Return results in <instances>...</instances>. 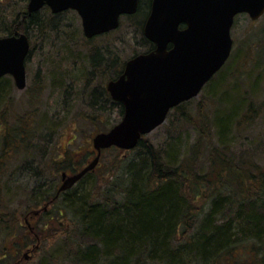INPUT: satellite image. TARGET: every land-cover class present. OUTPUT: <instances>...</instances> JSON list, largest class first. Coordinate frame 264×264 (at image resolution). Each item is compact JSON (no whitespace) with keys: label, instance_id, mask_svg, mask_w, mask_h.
<instances>
[{"label":"trees","instance_id":"16d2710c","mask_svg":"<svg viewBox=\"0 0 264 264\" xmlns=\"http://www.w3.org/2000/svg\"><path fill=\"white\" fill-rule=\"evenodd\" d=\"M27 1L0 0V38L23 33L32 40L34 33L39 35L45 31L44 20H38L40 12L27 15ZM45 10L49 12L48 8ZM148 12L142 11L140 0L135 15L122 17L140 32L144 53L154 49L143 36ZM262 24L255 33V41L249 38L246 47L240 45L233 51L227 64L204 87L208 91V105L198 101L190 111L186 102L168 114H178V121L196 133L180 157L175 141L163 150L155 148L144 137L122 156L119 149L103 150L100 158L105 152H116L104 178L96 175V167L72 188L60 193L55 183L37 181L24 196L29 204L24 215L27 222H20L19 208L13 202L19 198L5 192L3 179L9 162L17 155L30 156L31 151L37 150L41 159L45 158V146L39 148L35 144L36 135L46 120L45 112L34 102L40 99L39 92L27 116L17 119L12 111L15 108H12V79L1 78L0 264H6L8 256L13 257L11 248L18 254L31 242L38 241V232L49 229L53 234L58 231L64 236L58 255L35 264L58 261L61 264H264V164L258 163L250 150L235 151V154L230 149L234 140L229 137L230 133L236 136L248 133L246 128L254 124L262 110L255 105L253 97L264 77V66L259 67L261 58L264 60ZM88 56L91 70L87 73L95 82L102 74L114 80L123 72L124 63L113 52L109 64L98 49H90ZM82 81L74 78V87L75 82ZM98 89L96 83L90 86L91 97L86 103L89 112H78L72 119L65 114L62 127L76 122L97 129L103 119L109 121L111 106L116 110L115 118L95 134L108 131L120 121L122 105L112 101L104 89L99 91L104 101H96ZM209 106L211 110L207 112ZM48 124L41 134L45 145L57 134L53 122ZM93 154L94 151H86L79 168L69 164L67 154L63 157L58 154L50 158L49 171L58 178L61 168L67 173L66 165L75 173ZM34 161L33 157L26 163L27 167L33 177L42 180L47 161L44 160L41 168L34 166ZM101 179L103 184H99ZM43 203L45 210H33ZM32 219L37 220L34 226ZM22 224L27 226L29 234L23 236L25 242L20 244L15 242L13 232L25 229ZM56 226L63 228L59 230Z\"/></svg>","mask_w":264,"mask_h":264},{"label":"rangeland","instance_id":"374dc122","mask_svg":"<svg viewBox=\"0 0 264 264\" xmlns=\"http://www.w3.org/2000/svg\"><path fill=\"white\" fill-rule=\"evenodd\" d=\"M147 2L148 0H141L142 11L147 12L149 10ZM39 12L38 20H44L45 31H40L39 35L34 33V36H32L33 39L29 40L30 50L25 62L26 86L23 90H18L13 80L10 83L12 87L11 95L14 99L12 108L13 106L15 107L13 110L11 108L14 113L13 115H17V119H24L33 108L32 102L36 93L39 94V92H41L40 99L34 102L36 104L38 103L39 107L44 110V118L47 120H45L44 125L41 127L42 129H40L35 138L36 146L39 148L42 145L43 147L45 146V158L41 159V153L37 152V150L31 151L30 156H26V154H23L22 157L17 155L15 159L9 162L10 167L6 169L7 175L3 179L6 185L5 192H9L10 195L14 194L19 198L14 199L13 202L14 206L19 208L21 214L20 222L26 219L24 215L28 212L26 206L29 204L26 202L24 196L35 187L37 181L42 183L45 182V184L49 182L52 184L55 183L57 186L61 184V172L64 170L61 168L59 175H57L58 178H56V175H53L49 171L51 167L50 158H54L58 154L60 157L67 154V157L71 160L69 164L73 163V166H78V168L81 167L79 165L86 151H94L91 139L95 131L99 130L104 125H108V123L110 124L115 118L116 110L111 106L110 109L112 110H109L108 113L110 116L107 117L109 121L106 122L103 119L100 126H97V129L91 128L88 124H77L76 122L62 127L66 118L72 119L78 112L80 114L84 111L86 113L89 112V106L86 103H88V100L90 101L91 97L90 86L92 87L96 83L99 87L97 92L103 89L107 92V83L111 81V78H107V75L104 74L100 75V78L96 82L94 77L91 78V76L88 75V69L91 70L88 51L90 49L102 51L105 63L108 64L110 63V57L113 52L118 57V61L120 63L123 62L124 65L129 59L145 51L140 32L131 25V22L127 18H120V25L117 30L94 37L91 39L92 42L86 43L83 40L86 38L82 32L81 20L76 12L67 10L59 14H52L50 10L48 12L45 8H42ZM49 14L53 16L50 17ZM142 17L143 16H141V18ZM262 23H264V17L254 22L245 14L238 16L231 29V38L233 40L232 53L233 51L236 52L240 45L247 44L249 38L255 41V33L258 28L263 25ZM52 28H54V32H52ZM261 43H263V41ZM244 47H246V45ZM242 63H244V60L240 64ZM263 66L264 60L261 58L259 67L263 68ZM108 69L110 73L113 68L111 66ZM74 78L83 79V81L78 84L75 82L76 87H74ZM87 83H90V86L85 85ZM69 86L72 87V89H70ZM207 92V88H204L197 97L188 102L187 108H191L192 110L190 111H193L198 101H204V103L208 105L209 99H207ZM99 93L100 94L96 93L97 98L95 100L101 103V101H104V96L101 92ZM84 94L85 96H83ZM253 97L255 105L260 106L262 110L259 111V115L255 119L254 124L250 128H246L247 131H249L248 133L238 136L233 133L229 134V137L234 140V149H230L234 151L235 154V151L250 150L255 155L257 162L264 164V77L261 79V86L257 87V91H255ZM210 107L211 106H209L207 112L211 110ZM65 114L66 118H64ZM169 116L161 126L145 135L144 138L149 143L153 144L155 148L163 150L167 148L169 142L175 141L180 157L184 149L195 139L196 133L192 127L178 121V114ZM77 120H79L78 117ZM14 121L17 122L16 120ZM50 122H53V127L57 129V134L51 136V141L49 144L45 145L42 144L43 137L41 134L45 132L44 127L50 125L48 124ZM172 138L174 139L170 140ZM120 151V155L122 156L125 151ZM114 153L116 152H105L102 158H100L97 169L95 170L99 178L100 176L104 178L109 168L111 169ZM19 156L20 158H18ZM33 157L36 160L34 161V166L37 167L42 166L44 160L47 161V164L45 166L43 165L42 176L45 177L42 178V180L33 177V172L29 170L30 167H27L29 165L26 163L30 162ZM93 157L94 154L85 161V164L82 163L83 167ZM176 159L178 160L179 158L177 157ZM201 161L203 162V160ZM64 167H66L65 171L71 173L66 165ZM99 184H103V179L100 180ZM43 205L44 203L33 208V210L44 209ZM35 221L37 220H31L32 226L35 225ZM22 225L25 229L21 232H13L15 242L20 244L25 242L23 236L29 234L26 229L27 226L24 224ZM57 228L62 230L63 227L58 226ZM63 238V234H60L58 231L53 234L51 229L45 230V232L43 230V232H38L37 242H31L18 254L15 253L14 248L10 249L9 242H11V240L9 239V244L7 245L11 255L13 253V257L8 256V260L6 259L5 263L35 264L47 262L46 260L50 259V256L56 257V255H58V248L62 244ZM24 255H27L28 259H25ZM54 264L61 263L58 261L54 262Z\"/></svg>","mask_w":264,"mask_h":264},{"label":"water","instance_id":"95a60500","mask_svg":"<svg viewBox=\"0 0 264 264\" xmlns=\"http://www.w3.org/2000/svg\"><path fill=\"white\" fill-rule=\"evenodd\" d=\"M138 4L139 0H28L26 12L32 15L44 7L52 14L72 10L90 40L118 29L120 18L134 15ZM241 14L259 20L264 0H151L143 36L154 49L129 59L122 74L106 86L111 99L123 106V116L108 131L92 137L95 157L78 173H62L57 193L69 190L93 170L103 150L134 149L173 108L197 97L228 60L231 28ZM29 48L23 33L0 38V79L10 76L18 90L26 86Z\"/></svg>","mask_w":264,"mask_h":264},{"label":"bare ground","instance_id":"6f19581e","mask_svg":"<svg viewBox=\"0 0 264 264\" xmlns=\"http://www.w3.org/2000/svg\"><path fill=\"white\" fill-rule=\"evenodd\" d=\"M111 148H115V147H111ZM108 149H110V148H108ZM115 149H118V148H115ZM105 150H107V149H105ZM93 158H94V157H93ZM93 158H92L91 160H89V162H88L84 167H82L80 170H78V171L75 172V173H78V172L81 171L83 168H85V167H86V166H87V165L93 160ZM98 164H99V162H98ZM98 164L95 166V168L98 166ZM95 168H94L93 170H95ZM93 170H91V171H93ZM91 171H88V172H91ZM88 172H87V173H88ZM63 173H66V172H63ZM75 173H68V172H67L66 174H67V175H73V174H75ZM87 173H86V174H87ZM83 177H84V176H83ZM60 179H61V177H60ZM79 181H80V180H79ZM79 181H78V182H79ZM78 182H77V183H78ZM59 186H60V185H59Z\"/></svg>","mask_w":264,"mask_h":264},{"label":"flooded vegetation","instance_id":"af4514ba","mask_svg":"<svg viewBox=\"0 0 264 264\" xmlns=\"http://www.w3.org/2000/svg\"><path fill=\"white\" fill-rule=\"evenodd\" d=\"M149 2V10H150V6H151V0H148ZM139 3H140V0H139ZM138 7H139V4H138ZM149 13V12H148Z\"/></svg>","mask_w":264,"mask_h":264}]
</instances>
